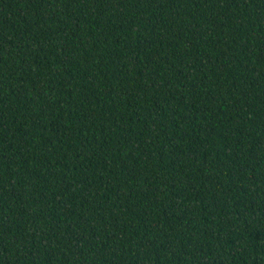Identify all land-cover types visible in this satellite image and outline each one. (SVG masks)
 <instances>
[{
    "label": "trees",
    "instance_id": "16d2710c",
    "mask_svg": "<svg viewBox=\"0 0 264 264\" xmlns=\"http://www.w3.org/2000/svg\"><path fill=\"white\" fill-rule=\"evenodd\" d=\"M0 264H264V0H0Z\"/></svg>",
    "mask_w": 264,
    "mask_h": 264
}]
</instances>
